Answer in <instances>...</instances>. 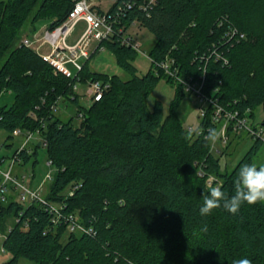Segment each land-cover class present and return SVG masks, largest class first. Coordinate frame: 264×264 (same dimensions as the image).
<instances>
[{"label":"trees","instance_id":"16d2710c","mask_svg":"<svg viewBox=\"0 0 264 264\" xmlns=\"http://www.w3.org/2000/svg\"><path fill=\"white\" fill-rule=\"evenodd\" d=\"M136 1L114 3V27L135 21L156 38L149 53L154 61L171 55L184 77H197L205 67L207 95L230 108H249L252 117L261 106L264 122V0H157L149 11ZM71 7L72 0H0V94L13 95L9 105H0V128L7 138L16 130L38 131L41 144H33L32 154L43 148L55 168L45 198L63 205L62 212L91 232L54 225L44 206L9 203L1 213L0 232L13 216L19 221H13L3 241L10 255L3 264L21 259L36 264H233L241 258L264 264V201L243 203L234 214L222 206L199 214L202 194L211 187L235 194L238 170L253 164L259 142L231 171L221 170L225 150H211L209 114L188 133L177 113L188 94L153 64L138 75L134 49L115 37L99 44L112 51L129 78L90 71L85 61L80 82L108 81L109 89L99 101L78 107V126L55 116L50 107L58 98L77 101L74 80L55 75L19 42L27 22L32 32L43 21L53 28ZM228 27L235 37L224 43ZM214 48L223 52V60L210 55ZM161 79L174 90L166 114L158 100L146 106ZM29 154L21 151L20 161Z\"/></svg>","mask_w":264,"mask_h":264},{"label":"built area","instance_id":"2783aa9c","mask_svg":"<svg viewBox=\"0 0 264 264\" xmlns=\"http://www.w3.org/2000/svg\"><path fill=\"white\" fill-rule=\"evenodd\" d=\"M100 0H72V7L68 11L64 19L54 26L49 28L47 24L39 32H31L29 36H22L20 44L33 50L43 62L48 64L52 68L55 75H62L66 79L74 80L72 84V91L78 95V87H84V94L82 95L88 101V107L95 101H99L103 94L109 89L108 81L94 80L80 82L79 76L83 69L85 61H87L91 54L97 49L104 50L102 46H98L102 42L109 39L116 38L120 45L130 47L135 51H138V45L133 44L129 29L136 26V22L133 21L130 24L118 25L116 27L113 19V15H110V9L117 0H113L112 6L104 11L100 8ZM137 5L143 11H149L156 5L157 0H138ZM135 2V3H136ZM79 23L84 24V28L79 36L72 38L76 26ZM138 25V24H137ZM115 28H117L115 32ZM224 43H227L235 37V31L231 27H228L225 31ZM243 37V35H240ZM93 42L95 44L92 52L89 51V44ZM223 43V42H222ZM223 43V44H224ZM46 46L48 51L44 54H39L40 49ZM217 60H223L224 55L221 50L214 48L210 52ZM204 57V56H203ZM153 64L156 72H161L163 75L170 77L177 83H179L185 93L194 96L196 99L197 107V119L203 120L207 113L209 114L210 124L214 125L215 139L211 140V150L217 151L224 147L229 137L232 134L239 131H245L254 142L264 145V126L261 123L258 125L254 123L255 115L252 117V111L249 108L239 110L238 108H230L224 106L219 102L218 97L214 95H207L204 92L206 69L202 67L201 74L197 77L192 74L182 76L180 74V67L174 57L167 54L163 59L154 61L148 56ZM79 97V95H78ZM61 98H58L55 104L51 105V109L54 112L57 102ZM31 117L34 114L31 113ZM81 116L79 115V118ZM251 123H253L251 125ZM210 126L206 127L207 131H210ZM191 131V128H188ZM202 131V129H199ZM22 134L24 139L15 153L12 156L11 163L6 170L0 168V217L2 210L9 205V203H16L22 206H27L32 203L44 206L48 213L51 215V219L54 225L60 223L66 224L69 232L76 233H90L91 229L85 228L75 216L69 212H62L63 205L48 201L43 194H41L38 188H32L25 183V176H18L13 173V167L15 163H20L19 153L25 151L30 153L31 148H28L30 140L35 136V142L41 144L38 137V131L20 132L16 130L14 135L18 136ZM2 159H0V162ZM47 165H51L50 161H47ZM46 180H51L52 175L47 174ZM213 178L209 177L206 181L207 185L212 184ZM72 195V191L68 193ZM14 222H18L19 219L13 216ZM11 229L7 228L3 233L0 232L2 238L1 252H4L3 241L6 238V233Z\"/></svg>","mask_w":264,"mask_h":264},{"label":"rangeland","instance_id":"374dc122","mask_svg":"<svg viewBox=\"0 0 264 264\" xmlns=\"http://www.w3.org/2000/svg\"><path fill=\"white\" fill-rule=\"evenodd\" d=\"M100 8L104 11L108 10L113 0H100ZM47 21L38 23L35 32H39ZM84 28L83 23H79L72 35V38L79 36ZM32 32L31 25L27 22L22 29L21 36H29ZM131 41L133 44L138 45V51L133 59V65L137 69L138 75H143L152 66L150 59L148 58L149 53L155 45L156 38L146 28L140 27L136 24L135 27L129 29ZM95 44L91 42L89 44V51L92 52ZM48 51L46 46H43L39 54H44ZM87 67L90 71L106 74L109 76L116 75L119 78L126 80L129 78V74L124 70L120 69L115 61V57L110 49L96 51L87 62ZM84 94V87H78V99L76 102L71 101L67 98H61L57 104L54 114L57 118L66 122L68 119H72L73 126H78L80 118L77 116V109L79 106L86 107L88 101L82 95ZM174 96L173 87L165 82L163 79L159 80L156 86L148 94L146 98V106L150 109L153 102L158 100L162 103L163 113L166 114L168 111L169 103ZM13 100V95L10 92H4L0 94V105H9ZM177 113L181 118L183 128L190 133L188 128L194 129L198 125L197 119V107L196 99L194 96L188 94L182 98ZM255 119L254 123L260 124L263 119V110L261 106L254 108ZM253 123H251L252 125ZM8 132L0 128V168L6 170L11 163L14 152L20 148V145L24 139L22 134L15 136L12 134L11 138H7ZM189 135V134H187ZM36 137L34 136L29 144L28 148H31L29 158L26 161H20L21 163H15L13 167V173L18 176H25V183L32 188H38L41 194L46 195L47 186L50 183L46 180V175L49 173L53 176L55 168L52 165H47V158L43 148H38L35 155L32 154L33 144L35 143ZM254 144V140L245 131H239L238 133L232 134L227 144L221 147V150H225V153L220 155V167L221 170L231 171L237 161L247 152V150ZM253 164L257 167L264 166V145H259L256 154L253 158ZM68 188V187H67ZM13 225V219H9L6 226L7 228ZM2 246V238L0 237V248ZM10 255L0 250V264H3L9 259ZM20 264H36L32 261L21 259Z\"/></svg>","mask_w":264,"mask_h":264},{"label":"clouds","instance_id":"9594fccd","mask_svg":"<svg viewBox=\"0 0 264 264\" xmlns=\"http://www.w3.org/2000/svg\"><path fill=\"white\" fill-rule=\"evenodd\" d=\"M208 138L215 139V132L210 130ZM235 194L231 197L222 190L221 186L211 187L207 194H202L203 202L199 207V214L205 216L213 209L223 207L229 213H236L243 203L254 204L264 201V166L242 164L234 179ZM233 264H251L247 258L233 261Z\"/></svg>","mask_w":264,"mask_h":264},{"label":"water","instance_id":"95a60500","mask_svg":"<svg viewBox=\"0 0 264 264\" xmlns=\"http://www.w3.org/2000/svg\"><path fill=\"white\" fill-rule=\"evenodd\" d=\"M261 125L264 126V122H262ZM38 145H39V143H38Z\"/></svg>","mask_w":264,"mask_h":264}]
</instances>
